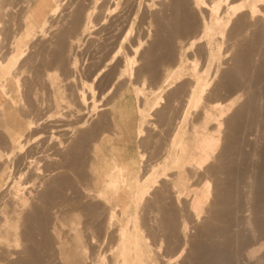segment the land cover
I'll return each instance as SVG.
<instances>
[{
	"label": "bare ground",
	"instance_id": "obj_1",
	"mask_svg": "<svg viewBox=\"0 0 264 264\" xmlns=\"http://www.w3.org/2000/svg\"><path fill=\"white\" fill-rule=\"evenodd\" d=\"M43 1L44 0L40 1V3H37L34 7L30 9V13L24 16L25 18L23 17L22 23H24V26L26 28L21 38L17 39L16 41H13L12 47L14 48L13 49L14 52L12 53V55H10L11 54L10 51L12 52V50H10L9 51L10 54L8 53L10 56L9 55L8 57L5 56L6 57L4 58L5 60H0V96L6 99L5 101H2L0 99V125H1L0 127L1 128L3 127L2 129L4 130V133L7 137L6 142L8 144V146H5L8 148H4V145L2 148V144L5 143H2V140H0V162H2L0 163V264H173V263L176 264V260L180 258H181V264H235L234 250L236 249H234L235 246L234 238H236L237 242H239L240 244V243H245L247 241V236L243 233L246 231L242 230L243 232L241 231L240 233L239 231V229L241 228L240 222L242 221L240 220L239 222L237 220L238 217L237 218L235 217L237 212L242 210V206H239V204L242 205V203L235 204V202H237V200H235L236 198L235 190H237L236 189L237 186L235 187L236 183L234 185L231 179L234 176L236 177V179L240 176L242 177L244 173L240 174L242 173L241 172L242 169L239 171V173L234 172L235 171L234 169H237L235 168L236 165H234V163H239V161L234 162L235 159L233 155L236 152L235 148L238 147V135H240V131L242 130V127L244 128L243 126L245 124L244 120L247 121L246 119L248 118V116H250L248 114L250 107L248 109L246 108L245 105H243L245 104L243 103L245 101L244 100L241 101L242 100L241 97L244 94H247L246 96H248L249 98V94H255V93L256 96L257 95L256 89L258 87L255 89V85H258L259 88L262 87L264 89V0H68L70 1L69 2L70 4L68 7L69 9L68 15H66L67 13H65L66 22L64 23V25L61 24L62 27H60L61 26L59 25L60 23L59 24L54 23L56 29L58 27L56 36L58 35V41H59L58 44L60 43L58 45L59 47L57 46V43L55 44L57 46V47L55 46L56 53L53 54V58H52V61L54 59L55 62L54 65L57 66L56 70L57 68L58 70L59 68L60 69L62 68L63 72H65L64 69H66V67L68 68L67 64L69 62L67 63L65 57L63 56L69 51L68 50L65 53L66 51L64 46L66 39L65 37L68 38L70 37L69 38L70 40L73 39L76 40L75 42H77L81 39V36H85L87 34L89 35L91 33L95 23H98L99 20L101 21L103 20L102 21L103 27L101 26L99 32L105 31L108 35H110L109 38L112 39L115 36V38H117L118 41L117 46H115L116 48L112 52L113 53L112 57H116L122 51V48L124 47V44L128 39H129L128 41H130V44L127 43L128 41L126 43L129 44L128 46L131 48L130 52L133 51V53H130L133 54L131 56L129 55L127 56V54L125 55L122 54L124 57L122 56L123 58L122 59L120 58V61L123 62V64H121L123 68H120L121 66L117 64L119 65V71L118 73H115L116 75L115 77L113 76V79L110 77V79H112L111 81L112 84L109 86V88L107 87L108 90L106 89L107 95L108 93L113 91L112 86H114L120 79L126 78V80L122 79V81L125 82L124 83L125 85L126 83L127 85L129 84L133 85V89L135 90V94H136V100L137 102H139L137 108L138 112L143 117L148 116V118H150V116L153 115L154 109L156 108L157 110L161 105L160 103H162V100L164 98L163 97L164 84L166 85V83H169L173 80H181L183 77H186L187 75L191 79V80L189 79L191 83L187 80L191 84V87L189 88L188 94H186L187 99L185 101L186 103L184 104L185 107L183 106L184 109H182L183 111L181 110L182 113L178 116L179 120L178 123L176 122L177 125L175 124L176 125L174 126L175 128L172 127L174 131L171 132L172 133V135H170L171 138L170 139L167 138L169 140H167L166 145L164 144L166 148V149L163 148L165 150L164 152L165 154L164 153L162 154L163 156V157L161 156L162 160L157 161V163L155 162L156 164L152 165L149 171H147L144 174H141V172L138 171H132L130 169L129 164L127 162H120L116 154H113V156L110 159L106 160L103 165L100 164L99 154L102 148L101 142L105 138L111 140L112 139L117 140V139H122L123 137L125 138V141L126 140L131 141L132 137L137 136L140 137L141 143H146V145L147 143L148 145L150 143L149 137L151 136H149L148 138L143 136L145 135L146 128L142 127L141 125H137V123L134 122L135 119L132 117L131 113L128 114L127 119L119 122L120 120L119 114H121V109L116 104V100H114L110 105L104 107V109H106L107 112L110 113L109 116L115 128L113 132L106 131L102 133L101 136L97 139L93 137L95 139V142H92V146H91V150H92L91 160L90 159L87 160V158L90 157V156L88 157L87 155L89 148H87L88 144L87 147H85L86 140L84 141L83 135L85 139H88L87 138L88 136H93L95 134L94 131L98 127L103 128L106 124V117L104 118L101 116L102 118L96 120L97 122L94 125H92V127L91 124H90V128L88 125L85 126V123L87 122V118L88 116H90V113L95 112L94 108L96 104L95 103L93 105L90 104V102L92 101L93 102L97 101V99H95L96 91H97V89L95 88L96 86L94 85L95 81L98 79V77L104 70L103 64L108 65L107 62L110 59H108V61L107 59H105L107 61L106 62L104 60L106 63L102 62L103 63L101 64L102 66H100V68L94 72V76L91 77L92 80H88L89 82L87 80L84 81V83L82 82L83 86L80 87L79 90L77 89L78 87L75 86L77 87L76 89L78 90L77 91L78 96L76 95L75 96L78 97L79 104H77V109L75 108V110L73 111H71L72 110L71 109L70 111L74 115L77 112L81 116V118H79L80 121L78 120L79 116L78 117L76 116L78 122H80L81 124V126L78 124L80 128L82 129L83 128L85 129V127L89 128L88 130H86L87 129L86 128L84 132H82L84 133L83 135L81 133L82 130L79 128L81 131L76 133V135L77 134L78 135L81 134V135H79L80 137L77 135L79 138L74 139V142L76 141V139L78 141V142L76 141L75 143L76 145L70 148L65 146V148L61 149L60 147L62 144L66 145V143H64V141L62 140L65 137L62 139H58L56 137L58 139V143L56 140L55 144L57 143L56 145H59L58 146L59 148L55 145V147L58 148V149L55 148L56 150L55 154L60 156V157L58 156L59 157L58 159L60 158L61 159L60 160L55 159L56 161H52L50 163L47 161L48 162L47 164L41 163L43 157L46 156L39 157L40 158L39 159L36 157L38 156L36 155V151H35L36 149L34 150L33 148H29V145L35 140L32 136L28 137L29 135L27 136V134L28 132H30L32 128L36 127L38 118L42 116L41 115L39 117L37 116V121L35 118L36 116L34 117L33 120L31 119V117L34 116L31 113L36 111L35 108L34 111L33 109L30 110V108H32L33 106L29 104V100H28V105L30 106V108H28L29 106L26 107V104L24 105V103L22 106L28 108L29 109L28 111L30 112L32 111L30 114L26 111L27 115H29L26 117L29 118L30 115L32 116L28 120H26L27 118H25L23 115L20 114L19 112L20 110H18V104L20 102L18 103L17 99L12 95L13 90L8 85V82L6 80V75L10 74L13 71V68L19 65L18 63L21 62L22 59L25 57L26 54L24 55V52L26 51L27 47H29V42H31L30 39H34L37 33L39 34L40 32L43 33V31H45L44 30L45 27L48 25L50 20H53L51 18L55 17V14L60 9L61 0H54L55 5L47 10L45 8ZM30 2L31 1H29V3ZM109 3H111L112 5L109 6ZM106 4L107 7L105 9L104 7L106 6ZM4 5H6V3ZM1 6L2 5L0 4V9ZM60 11H62V9ZM4 13L5 12H3V14ZM57 15H59V13ZM0 18H3V16ZM55 18H57V16ZM136 20H138L139 24H136ZM52 25L51 26L48 25V26L52 27ZM190 33L192 34V36L190 35L187 44L186 45L180 44L181 42L179 40H181L184 35L187 36ZM153 35L154 38L149 44H147V40L153 37ZM0 36H1V29H0ZM68 38L66 39V41L69 40ZM186 39L188 40V38ZM224 39L227 40L226 42L228 43L227 44V47L229 48L228 50L233 51L232 56L230 55L231 59L227 58L226 62L224 61L225 59L222 60V54L224 53L222 51ZM107 40L108 38H106L104 42L107 43L109 41ZM176 40L180 42L179 43L180 45L178 44L180 46V47L178 46L179 47L178 50H176L177 49L176 43H178ZM69 41L67 46L70 44V42L72 44V41L70 42ZM74 43L71 45L72 47L73 45L75 46ZM196 44H198L197 46L199 47L198 48L196 46L197 47L196 49H198L196 51H200V54L203 53L206 56L205 58L209 66L215 64L216 67L215 66L214 67L216 69L213 68L215 70V72L213 71V73H215L214 76L213 73L212 75H210V73L208 72L210 69L208 68V65L207 67L204 68L199 67L200 60H198V58H196L195 56H194L195 58L192 57L193 59L188 58L187 55L189 53L186 54V51L189 48H193L194 45ZM78 45L79 43L77 44L76 47H79ZM71 46H68L67 48L69 49L70 47V51H72L71 49H74L71 48ZM4 47L5 46H3V48ZM130 48H128V50ZM54 49L53 52L55 51ZM7 50L5 52H7ZM176 51L178 54L177 62L170 69V71L164 76L162 83H160V85H156V87H152L150 93H145L143 88L147 81L148 75L151 76V73L154 74L153 72H157V68L159 66L163 67V65L161 66V64L163 63V61H166L164 58L170 57L171 55L174 56V53H176ZM138 53L140 55V58L141 57L144 58V61L142 62L143 65L141 68L134 67L135 65L134 63L138 64L135 57ZM23 55L24 57H22ZM197 55H199V53ZM73 58L71 60H75V61L71 62L73 63V66H71V68L72 67L73 68L72 69L69 68L71 69V71H69L68 69L69 73L72 72L73 69H76L78 65L77 59H73ZM228 60L229 61L232 60L233 62H230L232 63L230 69L225 70L226 65L224 66L223 64L227 63ZM26 61L28 63L30 60H25V62ZM49 61L51 62V60ZM15 70L17 71V69ZM62 70H60V72ZM27 72H25V75ZM220 72L222 78L221 79L219 78L220 81L218 79H217L218 81H214L215 78L218 76V73ZM55 73L54 74L50 73L51 76L54 75L52 79L53 81L51 80L50 84H52V82L53 84L54 83L56 84V82L57 83L63 82V84H65L66 78L63 79L65 82L63 80L60 81V78L59 80H57L58 75ZM73 73L75 74V72L70 73L71 75L70 77H68V75H66L65 73L64 76L65 77L67 76L68 78H70V80L72 79L71 82H73V80L74 81L76 80L74 79L75 75ZM111 73H113V70ZM140 73H145L141 77L142 79L141 82H143V86H141L142 84L136 86L137 81L135 80L133 82L132 78L136 75L139 76ZM62 74L60 75L61 78L63 77ZM15 75L13 76H15L16 81L19 82L20 80L18 74ZM47 75L50 76L49 74ZM110 75L111 74L109 73L107 77H109ZM41 76L42 75H40L39 78H41ZM185 83L187 82L185 81ZM120 84L121 82L119 81V86ZM181 85L182 84H180L179 86ZM56 86L58 87H56L55 94L53 96L51 95L54 99L52 102L56 110H54V107L53 109H46V110L49 111L54 110V112L52 111L53 113L51 115H54V118L56 117V119H58L60 117L59 108H61V105H63V103L65 104V102H62V100L64 101L66 99V96L68 95L65 96V93L67 91L65 92L64 89H63L64 91L62 90L64 86L62 87L59 84ZM36 87H33L31 89H34ZM50 87L52 88V86ZM210 87L213 89L210 91H212L215 95H221L222 93L224 94L225 92H227L224 90H228L231 95L228 94L229 97L224 96V98L219 96L221 98H216V100L212 99L214 103H212L211 105L210 101L209 103L208 101L205 102L206 92ZM113 89H115V86ZM182 89H184V87ZM63 92L65 93L63 94ZM68 92L67 94H69V98H73L74 95L70 97L71 94H73V92L72 93L70 92L68 93ZM74 92L76 93L75 90ZM177 92L179 91L176 89V91H174L169 98L171 100H174L173 97L175 96V98L177 99V97L179 96L176 95ZM262 93L263 92L261 90L260 95H262ZM117 95L118 94L115 95L111 94L110 97L115 98ZM125 95L126 93L122 90L121 94L118 97L119 98L122 97V99L126 101ZM251 96L254 97V95ZM152 97H154V100L152 103L149 104L148 99ZM252 97H250V99ZM260 97L261 96H259V98ZM248 98H245L246 101H249L247 100ZM68 100L71 99H67L65 101H67L68 103ZM203 101L208 104L205 105ZM173 102H175V100L172 101L171 103L174 104ZM69 103L71 104L72 101ZM74 103L76 104L77 101L74 100L73 104ZM171 103L169 105L164 106L163 109L157 110L160 119L164 120V117L168 116V114L170 113L168 111L169 109H171ZM178 103H180V100ZM251 103L252 102L250 101V105H252ZM21 104L22 102L20 103L19 107L21 106ZM177 104L175 106H177ZM258 104L259 103L257 102V105ZM66 105L68 106V108H65L67 110L69 109V104H65L64 106ZM190 107H193V109L200 107L202 110V114H201L202 118L205 119L204 131H200V129L197 130V128L196 129L193 128V131L192 129H190L193 132V135L189 134L190 131L187 128L189 115L192 109ZM172 108L174 107L172 106ZM212 109L220 110L221 112L227 111L229 109H232L233 111L232 114L230 113V115H228L229 113L227 112V115L223 114L220 118H216V120L214 119L213 122L214 127L212 128L213 130H211L212 132L211 131L208 132L209 131L208 129H211L209 124L210 119L213 118L211 112ZM92 110L94 111L92 112ZM174 110L177 111L176 107L174 108ZM252 110H253V115L255 117H259V116L261 117L262 124L264 125V106L262 105V109L261 107L259 108L258 106L254 108L252 107ZM70 111L67 113L68 115L66 114V111L65 112L63 111L64 112L63 114H65V116H71L69 115L71 114ZM42 113L44 112L42 111ZM49 113L47 115H49L51 118V115ZM34 114L37 115L36 113ZM49 116H47L46 119ZM75 118L73 117V119ZM167 119L170 121L171 118L167 117ZM54 120L55 119H53V122ZM72 120H70V122ZM77 120L75 119V121ZM56 121L57 120H55V122ZM67 121L68 120H66V122ZM75 121L71 124L70 122H68V124L74 125ZM167 121L166 123H169ZM57 122L52 124H57ZM63 122H65V120ZM89 123H90V119H89ZM253 123L256 122L254 121ZM52 124L50 125L52 126ZM62 124L59 125L63 126ZM66 124H65V128H66ZM224 124L226 127V130H224L225 138L223 141H221V137H220L221 134L218 135L217 132L223 131ZM193 125L195 126L196 124ZM57 126L55 125L54 127L57 128ZM38 127L40 126L38 125ZM46 127H48V125ZM67 128H70V126L68 125ZM37 129L39 128L36 127V130L34 129L35 131L34 130L33 131L34 132L37 131L38 133ZM68 130L67 132H69ZM73 132L74 130L72 131V133ZM37 133H34V135H36ZM51 134L53 135L55 134V136H57L60 135L61 133L58 132L57 134V133H52L51 131ZM68 134H71V132ZM38 135H36L35 137L39 138L40 136L37 137ZM55 136L50 138H53L54 140ZM61 136H63V134ZM65 136H67V133ZM142 136L145 138L142 139ZM51 140L52 139H50V141ZM67 140L69 142V138ZM153 142L155 141H152V143ZM157 143H154L152 147L155 146V144ZM157 146L158 145H156V147ZM84 147L87 148L85 153L87 155L86 158L84 156ZM34 148L36 147L34 146ZM154 148L153 150L155 151L158 150V148L156 149ZM44 149H45V145H44ZM46 151L45 153H47ZM143 151L141 152L140 155L141 160H143L145 156V152ZM50 154L48 155L47 153L48 158L50 157ZM53 154L51 155L55 156ZM51 157H50V161H51ZM84 158L87 160V163ZM261 161H263L262 157H261ZM141 163L140 165L142 167ZM259 164L261 165V169H262L261 171L262 175L259 177H264V162L262 164L261 163ZM195 173L196 174L199 173V177H198L199 181L194 182L195 181L194 180L193 182H191L193 183V185L194 183L195 185L197 184V186L192 185L193 188H191V185H189L188 180L191 179V175L195 176ZM252 173L256 174L257 172H252ZM258 174H260V172ZM247 176L249 181L248 184L253 189L250 190L254 191L255 189V193L261 195V199H260L259 195L252 193L253 195L255 194L257 198L256 197L250 198V201L247 199L248 202L245 199L246 203L247 204L249 203V206H247L246 208L247 211H249V214L245 216L246 217L245 221L246 224L248 225L246 227L248 228L250 227V230L255 236L256 230H258V232H260L259 230L261 229L262 231L264 230V204H263L264 202L261 203V201L264 200V184L262 183L261 186L257 184L259 177H257L256 175L253 176L247 175ZM192 179L190 181H192ZM200 181H202V184L198 185ZM239 182H238V186L240 185ZM158 185H161V187L159 186L160 188H158ZM155 186H157L158 188L156 191H155L156 189ZM42 187H44L45 189H43ZM41 188L43 190L40 191ZM170 191L173 192L172 197L175 196L174 198L176 199L177 203L184 201V203L182 202L181 204L182 207L178 203L179 209L181 207L180 210L185 209V207H183L184 204H185L184 206L187 207L186 210L188 211H183L184 216H182L183 214H181L182 211L181 212L179 211L181 214L180 219L181 216L183 218L185 217L187 212H189L193 220L195 221V223L194 222L193 223L196 225L193 227V229L196 228L194 229L193 233H195L196 230H198L200 233L203 232L202 233L204 234L203 236H205L208 240L206 239L203 242L198 240V238L195 237L192 238L193 237L192 235L195 236L196 234L195 233L190 235L191 236L190 238L192 239L187 240V242H189V245L186 244L185 242L184 243L182 242L183 245L181 244L179 245L178 244L180 243L179 240H177L178 242L176 243V239L179 237L178 236L176 237V235L171 236V238L175 237V239L171 240L170 238L171 242H168V245L165 244L166 242L164 243L165 246L167 245L166 247L168 251H170V253L166 252L164 257H162V255H158L160 254L159 252L157 253V251H159L158 250L159 244H157L158 246L156 248L157 250L154 248V246H152V244L155 245L157 241L154 240L156 242L151 243L152 240L150 239H152V237H149L151 234L150 233L151 230L149 231L147 230L150 229L152 226L151 224L148 223L150 221L149 218L151 217H147L149 219L148 221L145 215L147 214L150 215L151 213L148 211L153 210V208H155V211L157 208V211L158 209L160 210L158 212L162 211L164 213H167L168 211L166 207V202L164 201L166 200V198L170 199L169 196L171 195L170 193H172ZM151 193L153 194V198L152 199L149 198L150 199L149 200L147 197ZM186 194L191 196L185 198ZM183 197L185 199L182 200L181 198ZM243 199L244 198H242V201ZM129 201H132L134 203V209L132 212H129V206H130ZM171 203L167 202V204L169 205ZM176 209L179 210L178 208ZM176 209H172V210L169 209L168 213H170L173 210L175 211ZM142 211H144V213H142ZM155 211L152 212L155 213ZM251 211L254 213L255 216V219L253 220L250 217ZM145 212L148 213L145 214ZM162 215L160 214V216ZM151 216L154 217L153 214ZM176 216L168 214L167 219H165V216L164 217L162 216L161 222L162 223L166 222V224L163 223V227L165 224L168 228H170L169 232H171L172 228H174L175 230V227L179 226V224L177 226V221L182 220V219L180 220L179 218H175ZM155 218L158 217L156 216ZM185 218L182 220V222H180L181 227H179V229L182 228L183 230L185 228L186 231L187 229L186 227L190 225L187 224L188 219ZM154 219L151 218V220H153V222L151 221L152 223H154L155 221ZM242 219H244V217ZM157 221H158V225L160 226L159 220ZM157 221H155V228H153L154 225L151 228L152 230L155 229L156 231L157 230L156 228H159L156 225ZM147 223L149 224V226H147L148 225ZM251 225H258L260 229L258 227H257L258 229L256 227L252 228ZM160 228L158 230H160ZM146 230L149 233H147ZM174 230H172L173 231L172 233L176 232L177 229L175 231ZM156 232L158 233L159 231ZM156 232L155 234H157ZM153 233L151 234L152 236ZM158 234L161 235L160 232ZM162 235L163 238L166 237V239L165 238L163 239L164 241H166L167 236H164V234ZM165 235H167V233H165ZM247 235H249V233ZM257 235L258 237L260 236L259 233ZM162 241L160 243V246L164 245L162 244ZM109 243L112 244L110 245ZM175 243L178 245H176ZM257 244L258 243L254 245L252 244L247 245L248 251L245 249L247 251L246 255L241 253L242 255H244L245 258V259L243 258L245 260V261L243 260L244 264H264V251H262V245H257ZM163 252H161V254H164ZM160 256L162 257V259L160 258Z\"/></svg>",
	"mask_w": 264,
	"mask_h": 264
},
{
	"label": "rangeland",
	"instance_id": "obj_2",
	"mask_svg": "<svg viewBox=\"0 0 264 264\" xmlns=\"http://www.w3.org/2000/svg\"><path fill=\"white\" fill-rule=\"evenodd\" d=\"M5 1V0H4ZM4 1L2 0H0V4L2 5L1 6V9H0V17H2L3 16V18H0V29H1V36H0V45H1V47H0V50H2V51H0L1 53H0V60H5L4 58H6V57H8V55L10 54V55H12V53L14 52V48L12 47V44H13V41H16L17 39H20L21 38V36H22V34H23V32L25 31V26H24V23H22L23 22V17L24 16H26V15H28L29 13H30V9L32 8V7H34L37 3H40V1H42V0H6L5 1V3H6V5H4L5 3H4ZM21 1V2H20ZM29 1H31L30 3H29ZM38 1V2H37ZM45 1V2H44ZM43 1V3H44V5H45V8H46V10L47 9H49V8H51L52 6H54L55 5V1L54 0H44ZM19 2V3H18ZM70 1H68V0H61V6H60V9H59V11L55 14V17L57 16V18H55V17H53V18H51V19H53V20H50V22H52V21H54V22H52V23H48V25H52V27H50V26H46L45 27V31H43V33L42 32H40V34L39 33H37V35H35V38L34 39H30L31 40V42H29V47H27V49H26V51L24 52V55H25V57H24V55L22 56V57H24L23 59H22V61L21 62H19L18 64L19 65H17V66H15L14 68H13V71L15 70V69H17V71L15 70L14 72L12 71L10 74H7L6 75V80H7V82H8V85H9V87L10 88H12V95L17 99V102L19 103H21L22 102V104H21V106L19 107V105H20V103L18 104V110H20L19 112H20V114L21 115H23L25 118H27L26 116H29V115H27V112L30 114L31 112L30 111H28L29 109L28 108H30V106L28 105V100H29V104L31 105V106H33L32 108H30V110L31 109H33V111H34V108H35V111L36 112H32L31 114L32 115H34V116H32V115H30V117H31V119L33 120L34 119V117L36 118V121H37V116L39 117L40 115L42 116V117H39L40 118V121H39V118H38V121H37V123H36V127L37 128H39V129H37L38 130V133H39V135H38V133H37V131L36 132H34L35 130H36V127L35 128H32L31 130H30V132H28V134H27V136L28 137H33L34 138V142H32L30 145H29V148H33L35 151H36V155H38V156H36L37 158H39V157H43V156H46V157H43V161L41 160V163L43 164H47L48 162L50 163V162H52V161H56L55 159H57V160H60V159H58L60 156L59 155H56L55 154V152H56V150H55V148L56 149H58L59 147V145H56L57 143H58V139H62V138H64V139H62L63 141H64V143H66V145L65 144H62L61 145V149L62 148H65V146L66 147H68V148H70V147H73V146H75L76 144V141H77V139H76V141L74 142V139L75 138H79L80 136L79 135H81V134H77L76 135V133H78V132H80L81 130V133L82 132H84V130L87 128V127H85V129L83 128H80V126H81V124H80V122H78V120L80 121V119L79 118H81V116L76 112V114L74 115L73 113H71V111H73V110H75V108L77 109V104H79V101H78V97H76V96H78L77 95V91L80 89V87H82L83 86V83H84V81H88V80H92L91 79V77H93L94 76V72L96 71V70H98L99 68H100V66H102L101 64H103L106 60L105 59H107V61H108V59H110L107 63H108V65L107 64H103V67H104V70L102 71V73L100 74V76L98 77V79L95 81V88L97 89V91H96V97H95V99H97V101H95V102H90V104L91 105H93L94 103L96 104V106H95V112L94 113H90V116H91V118H90V116H88V118H87V122L86 123H88V124H86L85 123V126H89V128H90V124H91V127H92V125H94L97 121L96 120H98L99 118L101 119L102 117H106V124H105V126L103 127V128H101V127H98L95 131H94V135L93 136H88L87 138L88 139H85V137H84V133H82V135H83V139H84V141L86 140V145H85V147H87V144H88V147L87 148H89L88 149V157L89 158H87V160H91V154H92V150H91V146H92V142H95V139H97V138H99L100 136H101V134L102 133H104V132H106V131H111V132H113V130H114V125H113V123H112V120H111V118H110V113H108L107 112V110L106 109H104V107H106L107 105H110L114 100H116V104L119 106V108L121 109V114H119V117H120V120H119V122H121V121H124L125 119H127L128 118V114H130L131 113V115H132V117L135 119V123H137V125H141L142 127H145L146 128V131H145V135H143V136H145L146 138H148L149 136H151V137H149V141H150V143H149V145H148V143H147V145H146V143H141V140H140V137H137V136H135V137H132V140L131 141H125V138H123L122 137V139H117V140H111V139H108V138H105V139H103V141L101 142V146H102V148H101V150H100V154H99V156H100V164L101 165H103L104 164V162L106 161V160H108V159H110L112 156H113V154H116L117 156H118V159H119V161L120 162H127L128 164H129V166H130V169L132 170V171H138V172H141V174H144V173H146L147 171H149V169L152 167V165H155L156 163H157V161H160V160H162L161 159V156H162V154L165 152V150L164 149H166L165 148V145H166V143H167V140H169L170 138H171V136L170 135H172V133L171 132H173L174 131V129H172V127H174V126H176L177 125V123H178V116L182 113V109H184L183 108V106H184V104L186 103L185 101H186V99H187V96H186V94H188V91H189V88L191 87V82L189 81V77H188V75L186 76V77H183L181 80H173V81H171V82H169V83H166V85L164 84V90H163V100H162V103H160L161 105L159 106V108L157 109V110H160V109H163V107L164 106H166V105H169L172 101H174L175 100V102H179V100H180V103H175V102H173L174 104H172L171 103V109H169V111L168 112H170L169 114H168V116L167 117H170L171 119H170V121L167 119V117H164V120L163 119H160L159 118V113H158V111L156 110V108L154 109V111H153V117L152 116H150V118H148V116H145V117H143L139 112H138V104H139V102H137V100H136V94H135V90L133 89V85H131V84H129V85H127V83H126V85L124 84L125 82L124 81H122V79L123 80H126V78L124 79V78H122V79H120L119 81L121 82V84H120V86H119V81L114 85L115 86V89H113L114 88V86H112V90L113 91H111L110 93H108V95H107V93H106V91L108 90V88H109V86L112 84V79H113V76L115 77V73H118V71H119V65L121 66V64H123V62L122 61H120V58L122 59L124 56L123 55H125V54H127V56L129 55V56H131V55H133V54H130V53H133V51L132 52H130L131 51V48L128 46L129 44H130V41H126L127 43H129V44H127L126 42H125V44H124V47L122 48V51L116 56V57H112L113 56V51H114V49L116 48L115 46H117V38H115V36L111 39V38H109V36L110 35H108L105 31H103V32H99V30H100V28H101V26L103 27V20L101 21V20H99V22L98 23H95V25H94V27L92 28V31H91V33L87 36V35H85V36H81V39L79 40V41H77L78 43H79V47H76L77 46V42H75L76 40H73V39H69L68 37H65L66 39L68 38L70 41H72V44L74 43L75 44V46L73 45V47L71 46L72 44H71V42L69 41V40H67L66 41V39H65V43H64V46H65V53L69 50L70 51V47H69V49H67L68 48V46H71V48H74V49H71L72 51H68L65 55H63L64 57H65V59H66V61H67V65H68V68L66 67V69H64V71L65 72H63V70H62V68L60 69L59 68V70H58V68H57V70H56V65H54V59H53V61H52V58H53V54H55L56 53V47L60 44H58V35L56 36V32L58 31V27H57V29H56V26L54 25V23H60L59 25H61V24H63L64 25V23L66 22L65 21V19H66V15H68V13H69V9H68V7H69V3ZM12 3V4H11ZM14 3V4H13ZM48 3V4H47ZM7 4H9V5H7ZM17 4V5H16ZM48 7H47V6ZM68 5V6H67ZM112 4L111 3H109V6H111ZM6 6V7H5ZM27 6V7H26ZM66 8H65V7ZM21 7V8H20ZM64 7V8H63ZM106 7H107V4H106V6L104 7L105 9H106ZM10 8V9H9ZM25 8H26V10H25ZM14 9H16V10H14ZM62 9V11H60ZM64 9H67V10H64ZM3 10V11H2ZM5 10V11H4ZM12 11V12H11ZM19 11V12H18ZM3 12H5L4 14H3ZM10 12V13H9ZM26 12V13H25ZM9 13V14H8ZM59 13V15H57ZM65 13H67L66 15H65ZM3 14V15H2ZM12 14V15H11ZM18 14V15H17ZM6 15V16H5ZM9 15V16H8ZM113 15V14H112ZM111 15V16H112ZM12 16V17H11ZM63 16V17H62ZM12 19H11V18ZM14 17V18H13ZM62 17V18H61ZM10 18V19H9ZM16 18V19H15ZM18 18V19H17ZM25 18V17H24ZM7 19V20H6ZM57 19H58V21H57ZM2 20V21H1ZM15 20V21H14ZM63 20H64V22H63ZM9 21V22H8ZM17 21V22H16ZM98 21V20H97ZM101 21V22H100ZM5 22V23H4ZM11 22H13V23H11ZM3 23V24H2ZM102 23V24H101ZM6 24V25H5ZM21 24H23V25H21ZM136 24H139L138 23V20H136ZM11 25V26H10ZM14 25V26H13ZM38 25V24H37ZM57 25V24H56ZM96 25H97V27H96ZM104 25H105V22H104ZM54 26V27H53ZM58 26V25H57ZM2 27V28H1ZM6 28V30H5V28ZM21 27V28H20ZM49 27V28H48ZM60 27H62V25L60 26ZM16 28H17V30H16ZM20 28V29H19ZM39 28V27H38ZM38 28H36V29H38ZM49 29V30H48ZM54 29V30H53ZM97 29V30H96ZM95 30V31H94ZM6 31V32H5ZM50 31H51V33H50ZM10 32V33H9ZM98 32V33H97ZM46 33V34H45ZM54 33H55V35H54ZM102 33V34H101ZM8 34H9V36H8ZM43 34V35H42ZM14 35V36H13ZM40 35V36H39ZM108 37H107V36ZM189 35V36H188ZM187 36L186 35H184L186 38H188V40L183 36V38L181 39V40H179L180 42H178V40H176L178 43H176L177 45H176V50H178V48L180 47L179 45L180 44H182V45H186L187 44V41H189V38H190V35L192 36V34L190 33V34H188ZM96 36V37H95ZM104 36V37H103ZM4 37H5V39H4ZM7 37V38H6ZM56 37V38H55ZM83 37V38H82ZM9 38V39H8ZM51 38V39H50ZM54 38H55V40H54ZM101 38V39H100ZM103 38H105V39H103ZM106 38H108V40L110 41H106L107 43H105L104 42V40H106ZM154 38V35H153V37H151L150 39H148L147 40V44H149L151 41H152V39ZM185 38V39H184ZM13 39V40H12ZM15 39V40H14ZM116 39V40H115ZM5 40V41H4ZM38 40V41H37ZM99 40V41H98ZM186 40V41H185ZM68 41L70 42V44L67 46V44H68ZM94 41H95V43H94ZM112 41H114V42H112ZM175 41V42H176ZM227 40L226 39H224V42H223V54H222V60H224L225 62L227 61V58L228 59H231L230 57L232 56V54H233V51L231 50V51H229L228 49V47H227V42H226ZM4 42V43H3ZM12 42V43H11ZM53 43V45H52V43ZM102 42V43H101ZM7 43V44H6ZM35 43V44H34ZM57 43V46L55 45ZM77 43V44H76ZM180 43V44H179ZM226 43V44H225ZM94 44V45H93ZM179 44V45H178ZM34 45V46H33ZM100 45H101V47H100ZM127 45V46H126ZM198 44H196V45H194V47L193 48H189L187 51H186V54H188L187 56H188V58L189 59H193V58H198V60H200V64H199V67L200 68H204V67H207V65H208V68H210L209 69V73H210V75H212V73H213V71L215 72V70L214 69H216L215 67V64L213 65L212 64V66L210 65L209 66V64H208V62L206 61V56L202 53V54H200V51H196V50H198V49H196L198 46H197ZM3 46H5L4 48H3ZM56 46V47H55ZM86 46V47H85ZM114 46V47H113ZM179 46V47H178ZM197 46V47H196ZM11 47V48H10ZM59 47V46H58ZM76 47V48H75ZM99 47V48H98ZM106 47H107V49H106ZM127 47V48H126ZM55 48V49H54ZM103 48V49H102ZM125 48V49H124ZM128 48H130L129 50H128ZM199 48V47H198ZM226 48V49H225ZM7 49H9V50H7ZM53 49L55 50L54 52H53ZM98 51H97V50ZM101 49V50H100ZM105 49V50H104ZM195 49V50H194ZM225 49V50H224ZM7 50V52H5ZM10 50H12V52L10 51ZM81 50H82V52H81ZM95 50V51H94ZM126 50V51H125ZM193 50V51H192ZM228 50V51H227ZM9 51H10V53H9ZM128 51V52H127ZM33 52V53H32ZM101 52V53H100ZM123 52V53H122ZM197 52V53H196ZM228 52V53H227ZM2 53H4V54H2ZM9 53V54H8ZM84 53V54H83ZM95 53V54H94ZM100 53V54H99ZM199 53V55H197ZM33 55V57H32V55ZM70 54V55H69ZM92 54V55H91ZM110 56H109V55ZM123 54V55H122ZM192 54V55H191ZM9 55V56H10ZM31 57H29V56ZM36 55V56H35ZM231 55V56H230ZM2 56H4V57H2ZM6 56V57H5ZM26 56H28V57H26ZM123 56V57H122ZM138 56H139V59H138ZM190 56V57H189ZM195 56V57H194ZM199 56V57H198ZM229 56V57H228ZM21 57V58H22ZM34 57H35V59H34ZM74 57V58H73ZM104 57V58H103ZM108 57V58H107ZM136 57V61H137V63L138 64H136V63H134L135 65H134V67H137V68H141L142 67V65H143V61H144V58H140V55H139V53L135 56ZM193 57V58H192ZM27 58V59H26ZM51 58V59H50ZM77 59V61H78V65H77V70L76 69H73V71L72 72H75V76H74V79H76L75 81L73 80V82H71L72 81V79L70 80V78H68V77H70L71 75H70V73H72V72H68V69L69 68H71V66H73V63H71L72 61L74 62L75 60H71V59ZM169 58V59H168ZM177 58H178V54H177V51H176V53H174V56L173 55H171L170 57H165L164 59L166 60V61H163V63L161 64V66L163 65V67H160V69H159V67L157 68V72H153L154 74H152L151 73V76L150 75H148V77H147V81H146V83H145V85H144V88H143V90H144V92L145 93H150L151 92V88L152 87H156V85H160V83H162V80H163V78H164V76L170 71V69L176 64V62H177ZM200 58V59H199ZM70 61H69V60ZM90 59V60H89ZM97 59V60H96ZM103 59V60H102ZM25 60H30L28 63H27V61L25 62ZM49 60H51V62L49 61ZM102 60V61H101ZM105 60V61H104ZM112 60V61H111ZM114 60V61H113ZM204 60V61H203ZM118 61V62H117ZM135 61V62H136ZM22 62H24V63H22ZM53 62V63H52ZM103 62V63H102ZM105 62V63H106ZM112 62V63H111ZM117 62V63H116ZM120 62V63H119ZM122 62V63H121ZM203 62V63H202ZM228 62L230 63V62H233L232 60H228ZM225 63V64H223L224 66H225V70H227V69H230V67H231V64L232 63ZM27 63V64H26ZM35 63V64H34ZM92 63V64H91ZM96 63V64H95ZM165 63V64H164ZM206 65H205V64ZM22 64H23V66H22ZM32 64H33V66H32ZM84 64V65H83ZM117 64H119V65H117ZM21 65V66H20ZM29 65V66H28ZM31 65V66H30ZM80 65V66H79ZM90 65V66H89ZM92 65V66H91ZM106 65V66H105ZM114 65H116V66H114ZM203 65V66H202ZM205 65V66H204ZM228 65V66H227ZM230 65V66H229ZM70 66V67H69ZM113 66V67H112ZM215 66V67H214ZM17 67V68H16ZM32 67H33V69H32ZM83 67V68H82ZM86 67V68H85ZM108 67V68H107ZM115 67V68H114ZM21 68V69H20ZM27 68V69H26ZM73 68V67H72ZM71 68V69H72ZM93 68V69H92ZM110 68H111V70H110ZM118 68V69H117ZM120 68H123L122 66L120 67ZM214 68V69H213ZM19 69H20V71H19ZM71 69H69V71H71ZM89 69V70H88ZM91 69V70H90ZM22 70V71H21ZM24 70V71H23ZM33 70V71H32ZM60 70H62L61 72L63 73H61L60 72ZM67 70V71H66ZM112 70H113V73H111L112 72ZM19 71V72H18ZM28 71V72H27ZM30 71H31V73H30ZM35 71V72H34ZM48 71V72H47ZM78 71V72H77ZM188 71H189V68H188ZM15 72H17V73H15ZM23 72V73H22ZM25 72H27L26 73V75H25ZM51 74H54L55 72V74H57L58 75V79L57 80H59V78H60V81L61 80H63V79H65L66 78V82H65V84H63V82H59V83H57L56 82V84H55V86H54V84H53V82H52V84H50L51 82V80L53 79V76H51L50 75V73ZM68 72V73H67ZM82 72V73H81ZM111 74L109 77H107V75H109V73ZM144 72V71H143ZM14 73V74H13ZM29 73V74H28ZM34 73V74H33ZM36 73H37V75H36ZM66 75H68V77L66 76H64L65 74ZM78 73H80V74H78ZM106 73H108V74H106ZM15 74H18V76H19V82H17L16 81V77L15 76H17V75H15ZM47 74H49L50 76H48ZM62 74V78H61V75ZM72 74V75H73ZM93 74V75H92ZM145 73H140L139 74V76L138 75H136V76H134L133 78H132V81L134 82L135 80L137 81L136 82V86L137 85H141V86H143V82H141L142 81V79H141V77L144 75ZM13 75H15V76H13ZM21 75V76H20ZM29 75V76H28ZM40 75H42L41 76V78H39V76ZM78 75V76H77ZM215 75V73H213V76ZM220 75V76H219ZM24 76V77H23ZM45 76V77H44ZM77 76V77H76ZM86 76V77H85ZM102 76V77H101ZM217 76V75H216ZM36 78V80H35V78ZM51 79H50V78ZM110 77L112 78V79H110ZM136 77V78H135ZM30 78V79H29ZM32 78V79H31ZM44 78V79H43ZM72 78V77H71ZM135 78V79H134ZM222 78V75H221V72L220 73H218V76L215 78V80L214 81H220V79ZM9 79V80H8ZM15 79V80H14ZM23 79V80H22ZM25 79H27V80H25ZM43 79V80H42ZM47 79V80H46ZM149 79V80H148ZM218 79V80H217ZM30 80V81H29ZM40 80V81H39ZM42 80V81H41ZM56 80V81H57ZM69 80V81H68ZM77 80H79V81H77ZM108 80V81H107ZM190 82H188V81ZM191 80V79H190ZM39 83H38V82ZM44 81V82H43ZM53 81V80H52ZM185 81L187 82V83H185ZM17 82V83H16ZM29 83V84H26V83ZM49 82V83H48ZM69 84H68V83ZM71 82V83H70ZM83 82V83H82ZM89 82V81H88ZM107 82V83H106ZM141 82V83H140ZM181 82V83H180ZM19 83V84H18ZM35 83V84H34ZM38 83V84H37ZM73 83V84H72ZM75 83V84H74ZM17 84V85H16ZM21 84H23V85H21ZM44 86H43V85ZM50 84V85H49ZM61 85L63 88H62V90L64 89L65 90V92L67 91H69L70 93H72L73 92V94H71V96L70 97H72V95H74L73 96V98H69V94H67V92L65 93V92H63V94L65 93V96L66 95H68V96H66V99L65 100H67V99H71V100H68V103H67V101H63L62 100V102H65V104H69V109H65V108H68V106L66 105V106H64L65 104L63 103V105H61V108H59L60 109V117L58 118V119H56V117L54 118V115H51L53 112H54V110H56L55 109V107H54V104H53V95L55 94V91H56V87H58V86H56V85ZM72 84V85H71ZM81 84V85H80ZM117 84H118V87H117ZM180 84H182L181 86H179ZM27 85V86H26ZM33 85V86H32ZM36 85H37V87H36ZM42 85V86H41ZM48 85V86H47ZM185 85V86H184ZM190 85V86H189ZM18 86V87H17ZM50 86H52V88L50 87ZM55 88H54V87ZM66 86V87H65ZM75 86H77V87H75ZM123 86V87H122ZM261 86V85H260ZM28 87H30V88H28ZM33 87H36V88H34V89H31V88H33ZM42 87V88H41ZM44 87V88H43ZM108 87V88H107ZM120 87H121V89H120ZM184 87V89H182ZM188 89H187V88ZM212 87V86H211ZM209 88L208 90H207V92H206V101L205 102H207L208 101V103H209V101H210V103H211V105H212V103H214V101H212V99L213 100H216V98H221V97H223L224 98V96L226 97V96H228L229 97V95H231L230 93H229V91L228 90H224V91H227V92H225L224 94L222 93L221 95H215L212 91H210V90H213L212 88ZM258 87V88H257ZM21 88V89H20ZM45 88H47V89H45ZM54 88V89H53ZM69 90H68V89ZM74 88V89H73ZM78 90H77V89ZM175 88V89H174ZM257 88V89H256ZM260 88H262V87H260ZM259 88V86L258 85H255V89H256V92H257V95L255 96V94H249V98H248V96H246L247 94H244L241 98H242V100L241 101H245V102H243V103H245V104H243V105H245L246 106V108H248L249 109V107H250V109H249V115L250 116H248V118L246 119L247 121H245L244 120V122H245V124L243 125L244 126V128L242 127V130L240 131V135H238V147H236V148H239V149H236L235 148V150H236V152L234 153V162H238L239 161V163H234V165H236L235 166V168H237V169H234L235 171V173H239V171L241 170V172L242 173H240V174H243L242 175V177L240 176V177H238L237 179H236V177L234 176L232 179H231V181L234 183V185H235V183H236V185H235V187H236V189L237 190H235L236 192H235V196H236V198H238V199H236L235 198V196H234V198H235V200H237V202H235V204L237 203V204H239V203H242V205H240L239 204V206H242V210H240V211H238L237 212V214L235 215V217L237 218V220L240 222V220L242 221V222H240V229H239V231H240V233H241V231L243 230V231H246V232H243L246 236H247V241L245 242V243H240L239 244V242H237V240H236V238H234V245L236 246H234V249H236V250H234L235 252V264H240V263H243L244 264V255H246V252L248 251V249H247V245H254V244H256V243H258L257 245H262V251H264V230L262 231V229L261 230H259L260 232H258V230H256L255 231V236L253 235V233H252V231L250 230V227L248 228V227H246V226H248L247 224H246V221H245V216H247V214H249V211H247V206H249V203L247 204L246 203V201L248 202V200L250 201V198H254V197H256L255 196V194L256 195H259V194H257V193H255V189H254V191H251L250 189H252L251 188V186L248 184L249 183V181H248V176L247 175H256L257 177H259V176H261L262 175V169H261V165L259 164V163H263L264 162V125L262 124V121H261V117L259 116V117H255L254 115H253V110H252V107L254 108V107H261V109H262V105L264 106V104H262V103H264V89L262 88V89H260ZM19 89H20V91H19ZM73 89V90H72ZM107 89V90H106ZM176 89L179 91V92H177V94L176 95H179L178 97H177V99L175 98V96L173 97L174 98V100H171L169 97H170V95L174 92V91H176ZM32 90H34V91H32ZM39 90V91H38ZM49 90V91H48ZM54 90V91H53ZM63 90V91H64ZM74 90L76 91V93L74 92ZM121 90V91H120ZM122 90L126 93V101H124L123 99H122V97H118L120 94H121V92H122ZM169 90V91H168ZM182 90V91H181ZM185 90V91H184ZM187 90V91H186ZM262 90V95H260V91ZM25 91H27V92H25ZM36 91V92H35ZM54 93H53V92ZM173 91V92H172ZM223 91V92H224ZM16 92V93H15ZM28 92H29V94H28ZM68 92V93H69ZM187 92V93H186ZM179 93V94H178ZM22 94H23V96H22ZM26 94V95H25ZM32 94V95H31ZM88 94H89V92H88ZM110 94V95H109ZM111 94L112 95H115V94H118L115 98L114 97H110L111 96ZM229 94V95H228ZM52 95V96H51ZM76 95V96H75ZM251 95H254V97H252ZM261 96L260 98H259V96ZM34 98H33V97ZM219 96H221V97H219ZM107 97H109V98H107ZM183 97V98H182ZM250 97H252L251 99H253V100H251L250 99ZM262 97H263V99H262ZM26 98H27V100H26ZM114 98V99H113ZM172 98V97H171ZM172 98V99H173ZM181 98V99H180ZM245 98H248L247 100H249V101H246V99ZM0 99L2 100V101H5L6 99L4 98V97H2V96H0ZM23 99V100H22ZM30 99H31V102H30ZM40 99H42V100H40ZM120 99V100H119ZM165 99V100H164ZM210 99V100H209ZM260 99V100H259ZM74 100H76L77 101V103L75 104H73V102H74ZM153 100H154V97H152V98H150V99H148V103L150 104V103H152L153 102ZM177 100V101H176ZM262 100V101H261ZM40 101V102H39ZM72 101V103L70 104L69 102H71ZM203 101V103L206 105V104H208V103H205ZM250 101L252 102L251 104L252 105H250ZM255 101H257L259 104L257 105V102H255ZM35 102V103H34ZM170 102V103H169ZM23 103H24V105L26 104V107H28V108H26V107H24V106H22L23 105ZM50 103V104H49ZM99 103V104H98ZM168 103V104H167ZM241 103V102H240ZM260 103H261V105H260ZM48 104H49V106H48ZM53 106H52V105ZM73 104V105H72ZM177 104V106H175ZM247 104V105H246ZM72 107H71V106ZM75 105H76V107H75ZM98 105H99V107H98ZM254 105V106H253ZM256 105V106H255ZM47 106H48V108H47ZM52 108H51V107ZM64 106V107H63ZM118 106H117V108H118ZM172 106L175 108L176 107V109H177V111L176 110H174V108H172ZM179 106V107H178ZM181 106V107H180ZM244 106V107H245ZM38 107V108H37ZM50 107V108H49ZM53 107H54V110H46V109H53ZM71 107V108H70ZM185 107V106H184ZM19 108H21L22 109V112H21V109H19ZM26 108V109H25ZM42 108V109H41ZM44 108H45V110H44ZM62 108H64V109H62ZM100 108H103V109H100ZM190 108H192L191 109V113H190V115H189V119H188V124H187V128H188V130L190 131L189 132V134H191V135H193V128L194 129H196L197 128V130H199L200 129V131H204V128H205V126H204V124H205V119L204 118H202V110H201V108L200 107H198V108H194L193 109V107H190ZM37 109V110H36ZM72 109V110H71ZM97 109H99V110H97ZM172 109H173V111H172ZM71 110V111H70ZM171 110V111H170ZM182 110V111H181ZM194 110V111H193ZM201 110V111H200ZM252 110V111H251ZM27 111V112H26ZM42 111L46 114H44V113H42ZM50 113H49V112ZM53 111V112H52ZM66 111V114L70 111V113L71 114H69V115H71V116H65V114H63L64 112ZM94 110H92V112H93ZM99 111V112H98ZM214 111V112H213ZM232 109H229V110H227V111H224V112H221L220 110H216V109H212V115H213V118L212 119H210V122H209V124H210V128L211 129H208L209 131L208 132H210L211 130H213L212 128L214 127V119L216 120V118H220L223 114L225 115H227V112L229 113L228 115H230V113L232 114ZM26 114H25V113ZM39 112V113H38ZM62 112V113H61ZM172 112V113H171ZM178 112V113H177ZM194 112V113H193ZM250 112H252V113H250ZM34 113H36L37 115H35ZM50 114L51 115V118H50V116L49 115H47V114ZM45 116H44V115ZM63 115V116H62ZM68 115V114H67ZM171 115V116H170ZM173 115V116H172ZM44 116V117H43ZM47 116H49L47 119H46V117ZM78 117V120H77V117ZM83 116V115H82ZM102 116V117H101ZM177 116V117H176ZM29 117V118H30ZM73 117L77 120V121H75V119H73ZM174 117H176V118H174ZM215 117V118H214ZM250 117V118H249ZM255 119H254V118ZM29 118H27L26 120H28ZM62 118V119H61ZM64 118V119H63ZM155 118V119H154ZM42 119V120H41ZM51 119H52V121H51ZM53 119H55V120H57L56 122H57V124H52V123H56L55 122V120H54V122H53ZM59 119H60V121H59ZM75 121V123L77 124H75L74 123V125L72 126V125H70L71 123H73L74 121ZM89 119H90V123H89ZM197 119V120H196ZM250 119V120H249ZM251 119H253V120H251ZM65 120V122H66V120H68L66 123L68 124V122H70V120H72L71 122H70V124H68L69 126H70V128H67V124L65 123V122H63ZM163 120V121H162ZM168 120V121H167ZM191 120V121H190ZM248 120H249V122H248ZM42 121H44V122H42ZM108 121V122H107ZM166 121L167 122H171L170 124L169 123H166ZM251 121H255L257 124H259V125H257L256 123H253V122H251ZM61 122V123H60ZM78 122V123H77ZM156 122V123H155ZM177 122V123H176ZM190 122V123H189ZM243 122V123H244ZM247 122V123H246ZM260 122V123H259ZM49 123V124H48ZM62 123H64V124H62ZM160 123V124H159ZM41 127V129H40V127H38V125ZM42 124V125H41ZM44 124V125H43ZM48 125V127H46L47 125ZM50 124H52V126L50 125ZM59 124H62L63 126H61V125H59ZM65 124H66V128H65ZM78 124L80 125V126H78ZM176 124V125H175ZM193 124H196L195 126L193 125ZM199 124V125H198ZM213 124V125H212ZM248 124V125H247ZM56 125H59V126H61V127H59V126H57V128L56 127H54V126ZM156 125V126H155ZM1 126V125H0ZM194 126V127H193ZM258 126V127H257ZM45 127V128H44ZM74 127V128H73ZM162 127V128H161ZM167 127V128H166ZM245 127H247V128H245ZM251 127V128H250ZM3 128V127H2ZM1 127H0V140H2V143H5V144H2V148H3V145H4V148H8V147H5V146H8V144H7V137H6V135H5V133H4V130L2 129ZM53 128V129H52ZM72 128V129H71ZM81 130H80V129ZM89 128H87L86 130H88ZM169 128V129H168ZM175 128V127H174ZM35 129V130H34ZM47 129V130H46ZM51 129V130H50ZM69 129V130H68ZM71 129V130H70ZM77 129V130H76ZM78 129H79V131H78ZM190 129H192V131L190 130ZM202 129V130H201ZM251 129V130H250ZM34 130V131H33ZM47 132H46V131ZM67 130L69 131V132H67ZM74 130V132H75V134H74V132L72 133V131ZM169 130V131H168ZM171 130V131H170ZM224 130H226V127H225V124L223 125V131H221V132H217L218 133V135L219 134H221V141H223L224 140V135H225V131ZM43 131V132H42ZM49 131V132H48ZM51 131H52V133H57L58 134V132L59 133H61L60 135H57V136H55V134L53 135V134H51ZM67 133V136H65L66 135V133ZM71 132V134H68V133H70ZM167 132V133H166ZM212 132V131H211ZM224 132V133H223ZM34 133H37L36 135H38L37 137H39V138H36L35 136L36 135H34ZM48 133V134H47ZM50 133V134H49ZM171 133V134H170ZM253 133H255V134H253ZM34 136H33V135ZM45 134V135H44ZM63 134V136H61ZM65 134V135H64ZM74 134V135H73ZM254 136H253V135ZM42 135V136H41ZM44 135V136H43ZM51 135V136H50ZM261 135V136H260ZM46 136H48V137H46ZM55 136V138H54V140H53V138H50V137H54ZM59 136V137H58ZM60 136H61V138H60ZM77 136V137H76ZM142 136V139L143 138H145V137H143ZM169 136V137H168ZM46 137V138H45ZM58 139H57V138ZM69 138V142H68V138ZM95 139H94V138ZM153 137V138H152ZM158 137V138H157ZM223 137V138H222ZM32 138V139H33ZM36 138V139H35ZM44 138V139H43ZM94 139V141H93V139ZM155 138V139H154ZM167 138H169V139H167ZM4 139V140H3ZM43 139V140H42ZM50 139H52L51 141H50ZM153 139V140H152ZM163 139V140H162ZM245 139V140H244ZM37 140V141H36ZM38 140H39V142H38ZM56 140H57V143L55 144V142H56ZM139 140H140V142H139ZM155 141V142H153L152 143V141ZM241 140H243V141H241ZM252 140V141H251ZM67 141V142H66ZM158 143H157V142ZM255 141V142H254ZM37 144H36V143ZM48 142H51V143H53V144H51V143H48ZM78 142V141H77ZM165 142V143H164ZM169 142V141H168ZM245 142V143H244ZM35 143V144H34ZM48 143V144H47ZM69 143H71V144H69V146H68V144ZM73 143H74V145H73ZM138 143V144H137ZM154 143H157V144H155V146H153L152 147V145L154 144ZM240 143V144H239ZM33 144H34V146L36 147V148H34V146H33ZM39 144V145H38ZM165 144V145H164ZM249 144V145H248ZM253 144V145H252ZM32 145V146H31ZM41 145V146H40ZM44 145H45V149H44ZM48 145V146H47ZM50 145V146H49ZM55 145L58 147H55ZM64 145V146H63ZM142 145H144V146H142ZM156 145H158L157 147H156ZM242 145V146H241ZM40 148H39V147ZM53 147V149H52V147ZM148 146H150V147H148ZM43 147V148H42ZM84 147V156H85V158H86V150H87V148H85ZM140 147V148H139ZM155 147V148H154ZM167 147V146H166ZM249 147V148H248ZM260 149H259V148ZM153 148L154 149H156V148H158V150H156V151H158V152H156L155 150H153ZM164 148V149H163ZM46 149H47V151H46ZM5 150H7V149H5ZM40 150V151H39ZM49 150V151H48ZM53 150H55V151H53ZM144 150V151H143ZM38 151H39V153H38ZM45 151L48 153V155L51 153V154H53V155H55V156H52L51 154H50V157H51V161H50V157L48 158V155H47V153H45ZM145 152V156H144V159L143 160H141L140 159V155H141V152ZM155 151V152H154ZM255 151H256V153H255ZM41 152H43V153H41ZM238 152V153H237ZM240 152V153H239ZM257 152H258V154H257ZM260 152V153H259ZM263 152V153H262ZM90 153V154H89ZM157 153V154H156ZM251 153V154H250ZM44 154V155H43ZM46 154V155H45ZM155 156H154V155ZM165 154V153H164ZM242 154H244V155H242ZM254 154V155H253ZM41 155V156H40ZM248 155V156H247ZM259 155V156H258ZM59 156V157H58ZM152 156V157H151ZM242 156H244V157H242ZM55 157V158H54ZM163 157V156H162ZM252 157V158H251ZM261 157H262V160L263 161H261ZM84 158V159H85ZM125 158V159H124ZM152 158V159H151ZM249 158V159H248ZM254 158V159H253ZM40 159V158H39ZM47 159H49V160H47ZM54 159V160H53ZM246 159V160H245ZM260 159V160H259ZM38 160V159H37ZM44 160H45V162H44ZM86 160V159H85ZM87 160H86V163H87ZM245 160V161H244ZM252 160V161H251ZM48 161V162H47ZM89 162V161H88ZM142 162V163H141ZM156 162V163H155ZM0 163H2V162H0ZM140 163L142 164V167H143V170H142V167H141V165H140ZM254 163H255V165H254ZM244 164H245V166H244ZM252 164V165H251ZM240 165V166H239ZM260 165V166H259ZM257 166H259V167H257ZM140 167H141V169H140ZM248 167V168H247ZM240 168V169H239ZM245 170H244V169ZM256 170H255V169ZM259 168V169H258ZM252 169V170H251ZM261 169V170H260ZM160 170H162V169H160ZM238 170V171H237ZM255 170V171H254ZM252 172H257L256 174L255 173H252ZM260 172V174H258ZM250 173V174H249ZM252 173V174H251ZM197 174H198V176H197ZM195 173V176H193V175H191V179H192V181H190V180H188V182H189V185H191V188H193V186L195 185V183H194V185H193V183H191V182H193L194 180V182H196V181H199V173ZM235 175V174H234ZM247 177V178H246ZM196 178V179H195ZM239 178H240V180H239ZM242 178V179H241ZM264 177H259L258 179L259 180H261V181H257V184L259 185V186H261L262 185V183L264 184V182H263V179ZM198 179V180H197ZM237 180V181H236ZM242 180V181H241ZM247 180V181H246ZM240 181V182H239ZM238 182H239V186H238ZM247 182V183H246ZM198 183V182H197ZM246 183V184H245ZM202 184V181H200L199 183H198V185H201ZM162 185V184H161ZM161 185H158V188H160L161 187ZM193 185V186H192ZM248 185H249V187H248ZM160 186V187H159ZM195 186H197V184L195 185ZM245 186H247V187H245ZM156 187V189H155V191L158 189L157 188V186H155ZM43 189H45L44 187H42ZM40 189V191L41 190H43V189ZM247 190V191H246ZM253 190V189H252ZM154 192V191H153ZM170 192H172V191H170ZM169 192V193H170ZM248 192H249V194H248ZM252 193H255L254 195L252 194ZM168 194V193H167ZM171 195L169 196V195H167V196H169L170 197V199H171V197H172V194H173V192L172 193H170ZM246 194V195H245ZM248 194V195H247ZM152 195V196H151ZM251 195V196H250ZM191 195H188V194H186V197L185 198H188V197H190ZM260 196V199H261V195H259ZM168 197V198H169ZM175 197V196H174ZM174 197H172V199H174V200H170V199H167L166 198V200L164 201V202H166V207H167V211L169 212V209H176V208H178L179 209V205H178V203H177V201H176V199L174 198ZM247 197V198H246ZM148 199L150 198V199H152L153 198V194L151 193L148 197H147ZM184 197L183 198H181L182 200L183 199H185ZM242 198H244L243 199V201H242ZM257 198V197H256ZM149 199V200H150ZM245 199H246V201H245ZM248 199V200H247ZM170 200V201H169ZM234 200V201H235ZM130 202V206H129V212H132L133 211V209H134V203L132 202V201H129ZM167 202L169 203H171L170 205L169 204H167ZM182 202L184 203V201H181L179 204H180V206H181V204H182ZM264 202V200L263 201H261V203H263ZM245 203V204H244ZM247 204V205H246ZM264 204V203H263ZM172 205V206H171ZM185 205V204H184ZM183 205V207H185V209L184 208H182V209H184V210H180L181 209V207H180V209L179 210H173V211H171L172 213L173 212H175V213H164V212H158V211H160L159 209H158V211H157V208H156V211H155V208H153V210H150V211H148V212H150L149 214L150 215H148L147 213L148 212H145V214H147V215H145L146 216V218L147 217H151L152 219H154L156 216L158 217V218H155L154 220L155 221H157V220H159V224H160V226H161V221H162V216L164 217L165 216V219H167V216H168V214H170V215H177L175 218H179L180 219V215L181 214H183L182 216H184V212L183 211H188V210H186V206H184ZM176 207V208H175ZM244 209V210H243ZM155 211V213H153V212ZM181 212V214H180V212ZM246 211V212H245ZM142 213H144V211H142ZM166 214V215H164V214ZM186 213V212H185ZM189 212H187V214L185 215V217H183L182 218V216H181V219L183 220L184 218L185 219H188V225H190V226H187L186 228V231H185V228L182 230V228H180L179 229V227H181V223L180 222H182V220L181 221H177V226H178V224H179V226L178 227H175V230H176V232H174V233H172L173 231L172 230H174V228H172V230H171V232H169L170 231V228H168L165 224H166V222H163V223H165L164 224V227H163V223H162V226H161V228H160V226L158 225V221L156 222V225L160 228V230H158L159 228H156L157 230L156 231H159L160 232V234L162 235V234H164V236H167V240L166 241H164L163 239L165 238L166 239V237H164L163 238V235L161 236V235H159L156 231H155V229H151L152 227H153V225H154V227L153 228H155V221H154V223H152L153 222V220H151V218H149L150 219V221H149V219L147 218V220L149 221H147L149 224H151L152 226H151V228L150 229H147V226H149V224L146 226V229L149 231V230H151L150 231V233L152 234L153 232V236L150 234V236L149 237H152V239H150V240H152V242L151 243H155L156 241V243H155V245L154 244H152V246H154V248L156 249L158 246V250L159 251H157V253L159 252L160 254H158V255H162V257H164V255H165V253L166 252H168V253H170V251H168V249H167V245H168V242H171L170 241V238H171V236H175L176 235V237L178 236L179 238H177L176 239V243L178 242L177 240H179V242L180 243H178L179 245L181 244V245H183V243L185 242L186 244H188L189 245V242H187V240L188 239H192V238H198V240H200V241H205L207 238L205 237V236H203L204 234H202L203 232H199L198 230H196L195 231V233H193L194 232V229H196V228H194L193 229V227L194 226H196L194 223H195V221L193 220V218H192V216H191V214H190V216H189V214H188ZM239 213V214H238ZM154 215V217L153 216H151V215ZM156 214H158L159 216H160V214L162 215V216H158V215H156ZM156 215V216H155ZM179 216V217H178ZM191 217V218H189V217ZM253 216V217H252ZM244 217V219H242ZM250 217L252 218V220L253 219H255V216H254V213L251 211L250 212ZM160 218V219H159ZM190 219V220H189ZM177 220V219H176ZM191 220H192V222H191ZM152 221V222H151ZM151 222V223H150ZM161 222V223H160ZM194 222V223H193ZM192 223V224H191ZM244 223V224H243ZM194 224V225H193ZM246 224V225H245ZM245 225V226H244ZM156 226V227H157ZM244 226V227H243ZM162 227H163V229H162ZM191 227V228H190ZM251 227L252 228H257L258 227V225H251ZM243 228H245V229H243ZM259 228V227H258ZM257 228V229H258ZM163 230V232H162V230ZM169 229V230H168ZM179 229V230H178ZM247 229V230H246ZM260 229V228H259ZM146 230V231H147ZM174 230V231H175ZM147 231V233H149ZM167 231V232H166ZM181 231V232H180ZM261 231H262V233H261ZM155 232L158 234H155ZM169 232V233H168ZM197 232H199V233H197ZM165 233H167V235H165ZM172 233V234H171ZM180 233V234H179ZM249 233V235H247ZM259 233V237H258V234ZM155 234V235H154ZM170 234V235H169ZM182 234V235H181ZM192 234H195V236L194 235H192ZM197 234H198V236H197ZM149 235V234H148ZM190 235H192L193 237L192 238H190L191 236ZM155 236V237H154ZM157 236V237H156ZM170 236V237H169ZM235 236V235H234ZM262 236V237H261ZM159 237V238H158ZM201 237V238H200ZM172 239H175V237L173 238H171V240ZM186 239V240H185ZM204 239V240H203ZM154 240H156V241H154ZM162 241V244H164L165 242V244H167L166 246H165V244L164 245H161L160 246V243H161V241ZM208 240V239H207ZM257 242H256V241ZM159 241H160V243H159ZM255 241V242H254ZM183 242V243H182ZM236 242V243H235ZM254 242V243H253ZM175 243V244H176ZM110 245L112 244V243H109ZM109 244H107V245H109ZM157 244H159L158 246H157ZM178 244H176V245H178ZM163 246H165V247H163ZM241 246V247H240ZM163 248V249H162ZM238 248V249H237ZM240 248V249H239ZM243 248V249H242ZM166 251H165V250ZM247 251H246V250ZM157 250V249H156ZM165 251V252H163V251ZM242 251V252H241ZM161 252H163L164 254H161ZM244 254V255H242V254ZM157 255V256H158ZM240 255V256H239ZM242 255V256H241ZM162 257L160 256V258L162 259ZM237 257V258H236ZM244 258V259H243ZM238 259V260H237ZM179 260V261H178ZM244 260V261H243ZM237 261V262H236ZM241 261V262H240ZM174 264V263H173ZM176 264H181V258L180 259H177L176 260Z\"/></svg>",
	"mask_w": 264,
	"mask_h": 264
}]
</instances>
